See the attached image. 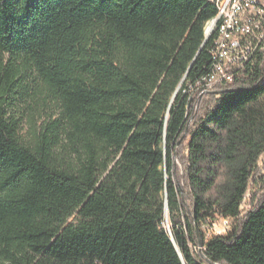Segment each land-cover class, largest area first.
Returning a JSON list of instances; mask_svg holds the SVG:
<instances>
[{
    "label": "trees",
    "instance_id": "obj_1",
    "mask_svg": "<svg viewBox=\"0 0 264 264\" xmlns=\"http://www.w3.org/2000/svg\"><path fill=\"white\" fill-rule=\"evenodd\" d=\"M217 15L209 0H0V264H264V63L189 111ZM48 102L25 137L20 104ZM215 214L231 223L207 240Z\"/></svg>",
    "mask_w": 264,
    "mask_h": 264
},
{
    "label": "built area",
    "instance_id": "obj_2",
    "mask_svg": "<svg viewBox=\"0 0 264 264\" xmlns=\"http://www.w3.org/2000/svg\"><path fill=\"white\" fill-rule=\"evenodd\" d=\"M216 1L227 9V21L218 26V31H224V38L220 50L211 53L213 64H217L216 73L190 88L196 99L220 84H233L236 77L258 61L264 63V0Z\"/></svg>",
    "mask_w": 264,
    "mask_h": 264
},
{
    "label": "rangeland",
    "instance_id": "obj_3",
    "mask_svg": "<svg viewBox=\"0 0 264 264\" xmlns=\"http://www.w3.org/2000/svg\"><path fill=\"white\" fill-rule=\"evenodd\" d=\"M211 25V22L206 25V29H209ZM192 96L194 97L193 93H191ZM198 99L195 98V100L192 102L189 111L196 113L198 112ZM54 111V104L52 102H48L46 104H41L36 108L35 110H32L29 108L28 104H23L21 103L18 112L23 113L24 116L26 117L24 122H23V135L25 137H28L30 132L35 130H38L43 123L48 121L49 115ZM33 115V118L29 119V116ZM31 117V116H30ZM31 120V123L29 122ZM189 138L186 139L185 145L188 143ZM179 165V164H178ZM260 170L264 172V154L261 156L260 161ZM262 188V184L256 183L255 180H252L249 191L246 195V199L244 202L245 208L248 206L250 200L252 197L258 193ZM203 225H205L204 228V234L206 239H210L217 233H223L226 231V229L229 227L231 223V215L230 214H225V215H207L204 216L202 219ZM228 223V224H226Z\"/></svg>",
    "mask_w": 264,
    "mask_h": 264
},
{
    "label": "bare ground",
    "instance_id": "obj_4",
    "mask_svg": "<svg viewBox=\"0 0 264 264\" xmlns=\"http://www.w3.org/2000/svg\"><path fill=\"white\" fill-rule=\"evenodd\" d=\"M209 1L215 3L216 8L218 10V15L213 21H211L210 28L206 30L207 33H209L212 29L211 35H214V31H217V36H215V40H214L213 50H220L221 38H224V31H218V26H219V22L227 21V9H223V5L221 3H218V1L216 0H209ZM216 71H217V64H213L211 73H216ZM201 80H206V76L203 77ZM194 97H196V95H194Z\"/></svg>",
    "mask_w": 264,
    "mask_h": 264
},
{
    "label": "water",
    "instance_id": "obj_5",
    "mask_svg": "<svg viewBox=\"0 0 264 264\" xmlns=\"http://www.w3.org/2000/svg\"><path fill=\"white\" fill-rule=\"evenodd\" d=\"M211 32H212V29L209 33H207V30H205V42L209 39ZM177 93H178V91L176 92L175 97H176Z\"/></svg>",
    "mask_w": 264,
    "mask_h": 264
}]
</instances>
